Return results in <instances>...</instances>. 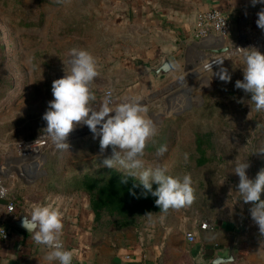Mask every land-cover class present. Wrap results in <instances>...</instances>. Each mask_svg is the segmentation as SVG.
Returning <instances> with one entry per match:
<instances>
[{
  "label": "rangeland",
  "instance_id": "374dc122",
  "mask_svg": "<svg viewBox=\"0 0 264 264\" xmlns=\"http://www.w3.org/2000/svg\"><path fill=\"white\" fill-rule=\"evenodd\" d=\"M167 2L0 0V165L7 194V200L0 199V227L15 229L6 209L10 201L18 214H28L36 204L58 205L62 229L97 227L102 239L115 231L129 236V225L151 227L182 215L231 223L243 232L238 240L249 254L264 250V237L250 218L252 205L235 193L239 178L229 163L237 155L248 159L250 179L264 169V153H257L264 150V112L251 111L249 94L234 87L243 78V49L264 54V30L244 25L231 32L223 41L226 52H179L181 64L169 77L156 79L146 65L151 60L143 56L153 41L137 37L142 25L136 21L147 12L156 15L158 5ZM215 42L200 45L215 47ZM72 49L96 59L98 75L89 84L94 110L107 93L113 104L138 100L145 107L157 129L144 150L145 165H166L173 177L190 175L191 205L161 212L155 197L130 195L134 179L120 184L123 169L101 166L112 149L101 154L92 134L62 150L51 142L42 117ZM216 61L222 63L212 64ZM205 63L212 71L203 69ZM221 68L231 76L227 83L215 75ZM86 129L78 124L68 137ZM161 146L167 151L158 156ZM149 212L151 218L144 216Z\"/></svg>",
  "mask_w": 264,
  "mask_h": 264
},
{
  "label": "clouds",
  "instance_id": "9594fccd",
  "mask_svg": "<svg viewBox=\"0 0 264 264\" xmlns=\"http://www.w3.org/2000/svg\"><path fill=\"white\" fill-rule=\"evenodd\" d=\"M251 4L264 5V0H251ZM257 17V27L264 30V8L257 13ZM243 50V78L235 81L234 87L249 94L247 103L251 111L254 109L264 112V54L254 48ZM69 56V66L65 65L64 69L65 75L52 83L53 99L48 102V110L42 117L55 147L61 150L67 148L69 144L65 141L68 135L78 124L86 126L93 139L99 138L101 154L111 146V156L102 159L101 166L109 169L118 166L123 169L120 184H127L129 177L134 179L132 188L129 189L130 195L137 198H147L148 195L155 197V206L161 212L191 205L193 189L190 175L173 177L168 174L166 165H145L144 150L150 138L157 134L153 121L145 115V107L138 100L113 104L110 94H106L99 109L94 110L90 102L95 100V96L89 84L98 75L96 59L89 52L76 49H72ZM220 63L222 62L216 61L212 64ZM212 64L205 63L203 69L211 70ZM215 75L225 83L231 80V76L223 68ZM166 151V147L161 146L157 155L162 156ZM257 153H264V150ZM229 163L233 164L232 172L239 178L235 193L244 204L251 203L250 218L258 226L261 237H264V199L261 198L264 194V169L254 179H250L247 175L250 167L248 159L237 155ZM154 184L157 185L155 190ZM137 187L143 190L139 195L133 191ZM144 216L151 218L152 213ZM21 226L36 244L50 249L45 256L47 264H72L73 252L66 250L61 242L63 226L58 205H33L22 219Z\"/></svg>",
  "mask_w": 264,
  "mask_h": 264
},
{
  "label": "crops",
  "instance_id": "0c3cea01",
  "mask_svg": "<svg viewBox=\"0 0 264 264\" xmlns=\"http://www.w3.org/2000/svg\"><path fill=\"white\" fill-rule=\"evenodd\" d=\"M168 1L158 5L156 15L147 12L137 16L136 22L140 21L142 25L137 37L153 41V49L143 54L151 60L146 64L148 68L156 67L166 59L175 70V66L181 64L177 61L179 52L218 53L223 49L218 40L216 47H201L190 40L198 28L202 13L223 11L229 18L231 32L238 31L244 25L259 30L255 21L257 13L264 8L260 4L252 6L251 0ZM11 215L15 218L19 214L14 210ZM61 220L63 225L64 219ZM202 222L200 219L174 215L170 223L161 221L151 227L129 225V236L115 231L105 239L101 238V232L95 226L88 230L75 227L71 233L64 228L61 241L78 251V264H193L192 258H196L202 250L208 261L224 253L232 235L237 232L240 258L236 264H264V250L256 252L252 249L249 254L245 244L240 245L241 241L238 240L243 233L231 223H209V230H201ZM0 230H6L10 235L8 241L0 238V264H47L45 256L50 249L46 246L36 244L29 235L16 229L3 226ZM188 234L194 235V243L188 241Z\"/></svg>",
  "mask_w": 264,
  "mask_h": 264
},
{
  "label": "built area",
  "instance_id": "2783aa9c",
  "mask_svg": "<svg viewBox=\"0 0 264 264\" xmlns=\"http://www.w3.org/2000/svg\"><path fill=\"white\" fill-rule=\"evenodd\" d=\"M230 33L231 27L228 16L223 11L212 10L204 12L199 16L198 28L191 35L190 40L193 43L202 44L203 42H207L208 40L213 39L216 41L215 43H218V41H220V47H223V41L229 37ZM107 94H110L111 98V93ZM4 186V172L1 169L0 165V199L7 200V194ZM16 208L17 204L13 201H10L6 206V209L9 213L16 210ZM210 228L211 226L207 221L202 222L200 225L201 230H209ZM0 238L3 241H8L10 239V235L6 230H0ZM187 239L190 243L195 242V237L192 234H188ZM62 245L66 250H70L73 252L72 264H78V251L72 249L71 247H68L63 242Z\"/></svg>",
  "mask_w": 264,
  "mask_h": 264
},
{
  "label": "water",
  "instance_id": "95a60500",
  "mask_svg": "<svg viewBox=\"0 0 264 264\" xmlns=\"http://www.w3.org/2000/svg\"><path fill=\"white\" fill-rule=\"evenodd\" d=\"M226 51H228L227 47L223 48L219 52H226ZM148 70H149L148 71L149 74H151L156 79L169 77L174 72L172 65L166 59H164L158 66L151 67ZM90 134L92 133L89 131V129H86L76 135L67 137L65 142L68 143L71 141H75V140L84 138L86 136H89ZM26 215L27 213H24V212L19 213V215L13 219L12 226L16 230L26 235H29V233L21 226V221L22 219L26 217ZM240 233H243V232L241 231ZM237 234L238 233L235 232L232 235L230 242L224 253L220 255H216L214 258L208 261L205 259L204 250H202L196 258H192L193 264H236L240 258V256L238 255V251H237L238 247L236 244Z\"/></svg>",
  "mask_w": 264,
  "mask_h": 264
}]
</instances>
